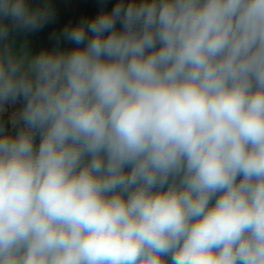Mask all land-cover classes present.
Instances as JSON below:
<instances>
[{"label": "clouds", "instance_id": "clouds-1", "mask_svg": "<svg viewBox=\"0 0 264 264\" xmlns=\"http://www.w3.org/2000/svg\"><path fill=\"white\" fill-rule=\"evenodd\" d=\"M97 3L0 0V264H264V0Z\"/></svg>", "mask_w": 264, "mask_h": 264}, {"label": "trees", "instance_id": "trees-1", "mask_svg": "<svg viewBox=\"0 0 264 264\" xmlns=\"http://www.w3.org/2000/svg\"><path fill=\"white\" fill-rule=\"evenodd\" d=\"M31 2L35 4L37 0H31ZM50 3L53 7L51 22L37 32L17 35L15 37L17 46L26 40L29 49L33 52L43 48H53L57 46V38L66 25L79 23L101 11L97 0H50ZM115 3L116 0H109L106 8L110 10ZM59 47L68 48L72 45L61 39Z\"/></svg>", "mask_w": 264, "mask_h": 264}, {"label": "rangeland", "instance_id": "rangeland-1", "mask_svg": "<svg viewBox=\"0 0 264 264\" xmlns=\"http://www.w3.org/2000/svg\"><path fill=\"white\" fill-rule=\"evenodd\" d=\"M11 105H15L14 106V109H15L14 112H15L16 110H18L22 106V102H18L17 104H9V105H7L6 107L8 108L9 112H10ZM7 115H8V113L4 114V116L6 118V121H7Z\"/></svg>", "mask_w": 264, "mask_h": 264}, {"label": "built area", "instance_id": "built-area-1", "mask_svg": "<svg viewBox=\"0 0 264 264\" xmlns=\"http://www.w3.org/2000/svg\"><path fill=\"white\" fill-rule=\"evenodd\" d=\"M14 106H15V105H11L10 112H14V110H15V109H14ZM16 111H17V110H16ZM7 119H8V115H7ZM8 127L11 129V124H10V123L8 124ZM13 131H14V130H13Z\"/></svg>", "mask_w": 264, "mask_h": 264}]
</instances>
